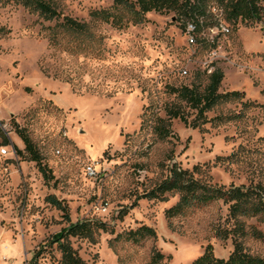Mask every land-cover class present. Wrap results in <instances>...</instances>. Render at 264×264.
Segmentation results:
<instances>
[{"label": "rangeland", "instance_id": "374dc122", "mask_svg": "<svg viewBox=\"0 0 264 264\" xmlns=\"http://www.w3.org/2000/svg\"><path fill=\"white\" fill-rule=\"evenodd\" d=\"M46 1L60 20L0 0V264H60L52 239L69 222L50 196L68 205L73 223L105 225L95 242L72 239L88 264H155V249L166 257L157 264H193L208 245L228 258L232 240L216 236L228 218L223 201L169 222L165 212L179 195L168 202L142 195L175 165L198 167L195 177L211 185H264L263 25L235 29L223 22L229 33L205 29L192 44L175 13L151 12L143 24L115 29L91 17L112 10V0ZM64 17L89 23L95 37L62 33L60 45L51 46L50 28ZM209 66L224 73L221 92L240 91L245 98L217 106L200 128L173 120V134L158 139L152 125L176 100L170 88H204ZM17 129L36 145L49 180ZM2 148L15 153L3 155ZM89 166L96 176L87 175ZM142 225L157 238L127 241ZM244 246L264 257L260 241L247 238Z\"/></svg>", "mask_w": 264, "mask_h": 264}, {"label": "trees", "instance_id": "16d2710c", "mask_svg": "<svg viewBox=\"0 0 264 264\" xmlns=\"http://www.w3.org/2000/svg\"><path fill=\"white\" fill-rule=\"evenodd\" d=\"M19 5L39 14L47 21L60 20V13L46 0H11ZM112 10H96L91 13L92 20L110 24L115 29L127 28L130 24L140 25L147 21L151 12L159 14L175 13L183 22L184 31L189 23L197 26V32L219 26V19L214 8L221 14L228 25L237 29L240 24H262L264 27V0H112ZM124 12V13H123ZM59 29L62 30L59 32ZM71 34L76 38L91 33L89 23L78 21L71 17H64L56 27L50 28L49 42L53 47L60 45L59 36ZM207 77L204 88L193 85H183L170 88V94L175 96V102L165 106L166 118L155 117L152 125L153 133L160 140L168 139L172 133V121L180 120L192 128H200L209 120L207 115L217 106L243 100L245 94L240 91H220L225 78L223 71L217 68L212 74L203 72ZM252 105L250 102L245 106ZM192 112V113H191ZM194 115V118H192ZM192 118V119H191ZM30 160L35 162L46 180L50 179V170L43 164V159L36 145L26 132L17 129ZM10 143L5 140V145ZM17 153L20 150L15 147ZM195 167L193 171L175 165L169 170V176L150 191L144 193L142 198L168 202L170 196L179 195L178 202L165 212L167 220L184 216L189 211L200 209L210 203L223 201L228 206V218L223 226L216 230V236L223 240H232L234 250L228 258H219L215 255L212 245H208L204 253L193 264H264V257L251 254L244 246V240L252 238L264 245V231L258 225H264V185H230L218 186L207 184L196 178ZM48 202L63 211L69 226L55 234L52 243L57 245L61 253L60 264H88L74 248L72 239H84L95 242L97 234L104 230V224L90 220L73 223L70 219L69 207L55 196L48 197ZM252 219L256 224L250 223ZM127 241L141 243L149 238H157L156 231L142 225L131 230L125 236ZM40 254L37 253L35 258ZM159 250H154L152 262L157 264L165 259Z\"/></svg>", "mask_w": 264, "mask_h": 264}, {"label": "built area", "instance_id": "2783aa9c", "mask_svg": "<svg viewBox=\"0 0 264 264\" xmlns=\"http://www.w3.org/2000/svg\"><path fill=\"white\" fill-rule=\"evenodd\" d=\"M216 15H217V17H218V19H219V24H220V25H219V26H216V27H213V28H209V30L212 31V32H214L215 30H222V31H225V32L229 33V32H230V29H229L228 27H226V26L223 25V22H225V21L222 19L221 14L218 12V13H216ZM186 32H187L188 35H189V41H190L192 44H194V43L196 42L197 34H199V33L197 32V26H196V24L193 23V22L189 23ZM202 32H203V31H202ZM202 32H201V33H202ZM214 70H215V69H212V67L209 66V67H207V68L204 70V72H207L208 74H212ZM183 73H184L185 75L187 74L186 71H184ZM9 152H10V151L8 150V148H2V150H1V153H2L3 155H8ZM11 152L13 153L14 151L11 150ZM11 152H10V153H11ZM14 153H15V152H14ZM86 172H87V175H89V176H91V177L96 176V172H95V170L93 169L92 166L87 167Z\"/></svg>", "mask_w": 264, "mask_h": 264}]
</instances>
